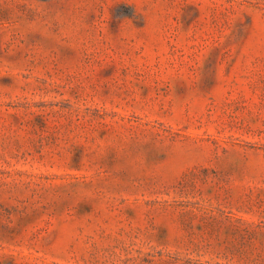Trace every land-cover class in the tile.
Here are the masks:
<instances>
[{
  "label": "rangeland",
  "instance_id": "374dc122",
  "mask_svg": "<svg viewBox=\"0 0 264 264\" xmlns=\"http://www.w3.org/2000/svg\"><path fill=\"white\" fill-rule=\"evenodd\" d=\"M0 264H264V0H0Z\"/></svg>",
  "mask_w": 264,
  "mask_h": 264
}]
</instances>
